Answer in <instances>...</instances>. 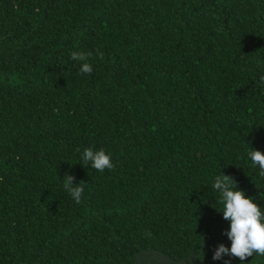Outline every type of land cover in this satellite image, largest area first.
Returning <instances> with one entry per match:
<instances>
[{
  "label": "trees",
  "instance_id": "obj_1",
  "mask_svg": "<svg viewBox=\"0 0 264 264\" xmlns=\"http://www.w3.org/2000/svg\"><path fill=\"white\" fill-rule=\"evenodd\" d=\"M261 76L264 0H0V264H224L215 177L264 210Z\"/></svg>",
  "mask_w": 264,
  "mask_h": 264
},
{
  "label": "clouds",
  "instance_id": "obj_2",
  "mask_svg": "<svg viewBox=\"0 0 264 264\" xmlns=\"http://www.w3.org/2000/svg\"><path fill=\"white\" fill-rule=\"evenodd\" d=\"M96 55L103 59V52L99 49ZM91 56V52L71 53L72 60L82 62L79 68L81 74L92 73L93 67L88 62ZM260 81L264 83V76L260 77ZM248 156L253 166H259V175L264 177V153L253 148L248 152ZM81 159L84 167L90 164L99 172H104L105 169L112 170L115 167L111 154L103 148L96 150L94 147H86ZM74 180V176L66 174L63 187L72 199L80 204L86 182L81 180L78 184H74ZM213 188L220 194L219 203L223 205V210L220 212L223 218L230 221V227L224 234L232 243L230 248L223 243L219 244L214 249L212 259L221 260L228 256L230 259L225 260L224 264H231V258H239L243 262L253 255H264V223H261L264 210L255 202V198L239 190L235 178L224 172L215 177Z\"/></svg>",
  "mask_w": 264,
  "mask_h": 264
}]
</instances>
